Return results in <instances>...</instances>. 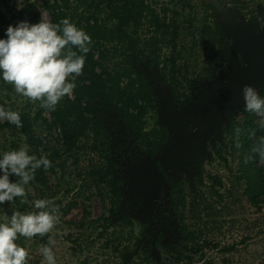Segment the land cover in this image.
<instances>
[{"label": "trees", "instance_id": "trees-1", "mask_svg": "<svg viewBox=\"0 0 264 264\" xmlns=\"http://www.w3.org/2000/svg\"><path fill=\"white\" fill-rule=\"evenodd\" d=\"M227 1L232 2L230 13L235 20L246 19L254 25L260 20L264 23V6L247 20L243 11L248 7L243 0H224ZM171 2L176 8L167 4L159 8L156 0H44L51 23L69 19L92 41L82 74L75 78L72 96H64L54 110L41 107L40 101H35V107L30 104L21 109L16 107L12 99L16 91L12 84L3 80L0 72V106L19 112L23 124L18 128L0 121V133L19 135L29 146V155H35L37 159L47 157L51 161L48 169L41 166L35 171L34 179L25 188L35 189L36 200L51 202L54 195L49 187V177H59V170L65 174L71 160L81 178L86 179L85 189H95L102 201L109 204L108 215L99 219L102 238L110 229L117 230L118 227L130 229L134 234L130 202L123 193V156L132 155L135 149L155 157L171 141L167 128L150 127L149 124L159 110L152 80L155 78L170 88L178 108L188 107L196 103L199 84L212 79L213 68L222 63L228 48L221 25L212 18L217 15L214 5L207 3L213 15L205 14L199 22L192 0ZM36 8V4L30 5L23 11L30 24L41 20L42 15ZM9 25L14 26L0 10V39H7ZM189 36L190 47L186 42ZM166 50H169L168 55ZM199 52L209 54L207 66L195 59ZM260 96L264 98V91ZM244 112L246 119L241 123L235 118L230 119L223 134L228 140L229 154L239 161L237 181L244 184V193L251 205L261 209L264 206V165L260 167L259 163L264 157L259 149L264 147V117L261 124H256L254 115L248 110ZM55 134L54 146L44 148L43 137ZM19 142L22 143L21 140L11 142L12 151L24 145ZM218 156L228 161L222 153ZM205 174L200 163L192 181L166 177L171 191L170 206L179 213V238L163 245L164 232L158 228L150 230V221L142 223L140 238L134 246H127L122 251L116 248L124 264H133L138 255L147 259L154 249H161L171 264L194 261L195 255L188 254L189 249L208 244V241L202 243L198 238L201 229L185 226V211L188 210L195 225L205 218V229L217 217L213 203L200 191ZM210 179L212 194L222 198L216 189L223 186L222 179ZM10 180L16 182L19 177L12 175ZM186 188H189V194ZM75 205L77 203H70L66 211ZM50 207L55 208V205L50 204ZM232 249L228 247L224 251ZM223 264L233 263L225 260Z\"/></svg>", "mask_w": 264, "mask_h": 264}, {"label": "rangeland", "instance_id": "rangeland-1", "mask_svg": "<svg viewBox=\"0 0 264 264\" xmlns=\"http://www.w3.org/2000/svg\"><path fill=\"white\" fill-rule=\"evenodd\" d=\"M156 1L159 8L165 4L176 8L171 4L172 0ZM243 2L248 7L243 11L247 14V20L264 6V0ZM207 3L214 5L217 15L212 18L219 22L228 39V48L222 63L213 68L211 80L199 84L196 103L185 108H178L172 100L170 88L154 78L152 83L159 110L153 118L151 117L149 124L150 127L156 125L167 128L171 133V141L155 157L138 151L137 157H125L124 161H121L123 193L130 202L129 214L135 225L134 234L132 235L130 229L118 227L117 230L110 229L103 238L100 236L102 226L99 219L108 215L109 204L102 201L95 189H85L86 179L81 178L77 167L69 160L65 174L59 170V177H49V187L54 195L51 204L55 205L54 214L58 217L55 227L44 236L37 235L26 239L20 237L16 241L29 252L27 264H47L40 248L48 245L50 238L55 241L51 247L56 256V264H124L122 255L116 252V248L119 247L122 251L127 246H134L140 238V224L148 221L150 230L158 228L164 232L163 245L177 241L181 223L179 213L170 206L171 191L166 177L177 181H192L200 163L206 170L200 191L213 203L217 217L205 229V218L195 225L190 220L188 210L185 211V226L201 229L202 234L198 238L202 243L204 240L208 241V244L189 249L188 254L195 255L194 261L184 264H223L225 260L233 264H264V206L259 209L248 201L244 184L237 181L239 161L229 154L228 140L223 134V129L230 119L235 118L240 123L246 119L244 95L227 99L221 93L224 87L234 83L235 79V82L240 79L244 70L250 67L257 47L264 45V23L260 20L254 25L246 19L235 20L230 13L233 7L231 1L225 3L224 0H192L199 22L205 14L213 13ZM35 4L43 18L51 22L50 14L44 7V0H0V10L16 26L22 21L29 23V17L23 11ZM252 10L253 14L250 13ZM187 13L188 11L184 16ZM190 39V36L186 38V42L189 43ZM166 52L168 55L169 50ZM208 58V53L199 52L195 59L207 66ZM254 89L260 95L264 91V80ZM12 99L19 109L28 104L35 107V101L17 93L13 94ZM251 114L254 115L256 124L262 123V117L254 112ZM45 117H48V114ZM44 137V148L54 146L57 134L49 136L46 140ZM19 139L24 144L19 135L0 133V158L7 150L12 149L11 142L20 141ZM221 153L227 158V162L219 159L218 155ZM263 165L264 160L259 163L260 167ZM83 166L84 161L81 167ZM142 171H149L155 181H158L157 185H140ZM2 174L0 172V175ZM210 177L222 179L223 186L216 187L222 198L212 194ZM25 189V197H17L13 202L0 204V223L5 222L16 211L23 214L39 211L34 207L37 192L32 187ZM186 192L189 194V188H186ZM190 198L191 195L188 199ZM22 200L26 202L22 203ZM72 202L77 205L67 212L66 207ZM214 222L216 224H213ZM228 247L233 249L225 252L224 249ZM161 263H169L161 249L152 250L147 259L138 255L133 261V264Z\"/></svg>", "mask_w": 264, "mask_h": 264}, {"label": "clouds", "instance_id": "clouds-1", "mask_svg": "<svg viewBox=\"0 0 264 264\" xmlns=\"http://www.w3.org/2000/svg\"><path fill=\"white\" fill-rule=\"evenodd\" d=\"M7 39H0V72L3 80L13 85L17 94L32 101H40L41 107L54 110L64 97H71L76 87L75 78L82 74L86 54L91 50V37L69 19L53 24L43 18L39 23L22 21L9 25ZM76 49V50H73ZM71 78V79H70ZM246 109L264 117V98L251 86L243 88ZM0 121L23 127L20 113L0 106ZM27 144L19 150L7 151L0 158V204L25 197L27 185L34 179L35 171L43 166L51 167L47 157L37 159L29 155ZM264 157V147L259 149ZM19 180L12 182L10 176ZM22 203L26 201H21ZM51 202L38 199L34 207L39 211L27 214L18 211L0 223V264H27L29 252L16 241L20 237L32 238L49 233L58 222L56 209ZM53 239L40 248L47 264H56Z\"/></svg>", "mask_w": 264, "mask_h": 264}, {"label": "water", "instance_id": "water-1", "mask_svg": "<svg viewBox=\"0 0 264 264\" xmlns=\"http://www.w3.org/2000/svg\"><path fill=\"white\" fill-rule=\"evenodd\" d=\"M225 37L227 38L226 34ZM253 58L254 59H251L250 61V67L244 70L240 76V79H238L237 82H235V79L234 83H230L221 91L224 98L229 99L236 95H242V90L246 85L255 88L262 83V80H264V45H259L257 47L256 51L253 53ZM139 183L142 186H145L147 183L157 185L158 181H155L153 175L149 171H142L139 178Z\"/></svg>", "mask_w": 264, "mask_h": 264}, {"label": "flooded vegetation", "instance_id": "flooded-vegetation-1", "mask_svg": "<svg viewBox=\"0 0 264 264\" xmlns=\"http://www.w3.org/2000/svg\"><path fill=\"white\" fill-rule=\"evenodd\" d=\"M137 152H138V150H135V149H134L133 154H132V155H125V156H123V160H122V161H124V158H125V157H132V158H133L134 156L137 157V155H136ZM138 153H139V152H138ZM144 153H145V152H144Z\"/></svg>", "mask_w": 264, "mask_h": 264}]
</instances>
